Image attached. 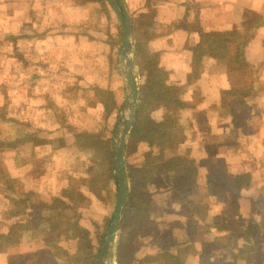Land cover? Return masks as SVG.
<instances>
[{"label": "crops", "instance_id": "obj_1", "mask_svg": "<svg viewBox=\"0 0 264 264\" xmlns=\"http://www.w3.org/2000/svg\"><path fill=\"white\" fill-rule=\"evenodd\" d=\"M66 2L69 1L0 0V127L12 130V136L0 134V240L3 237L6 242V246L0 244V264H10V256L21 257L23 264H74L67 260L75 256L72 230L67 228L63 238L55 236V243L50 244L49 222H41V217L64 213L57 205L51 208L52 201H64L65 183L70 176L76 180L80 176L79 171L67 173L68 169L65 173L64 162L70 160L73 168L76 161L83 166L94 158L88 152H74L79 158L75 160L66 153L69 136L79 130H94L92 125L85 124L84 128L73 125L74 131L69 132L64 111L73 112L66 104L70 96L67 88L76 84L81 98L80 108L73 110L77 121L78 113L85 114L89 109L86 97L93 96L94 88L105 89V78L109 81L108 89L115 82V75L125 88L118 70L120 23L108 1L110 19L100 10L91 11L83 1H74L72 12L83 15L81 23L71 25L74 32L69 28V15H64ZM127 2L137 56L140 41L150 53H160L159 65L168 73L167 83L178 86L192 105L185 133L196 169L195 186L188 196L176 195V203L172 196L179 188L169 190L165 199L157 201L158 214L152 226L159 230L174 227L171 240L176 245L175 238L181 242L190 227L189 220L195 219V238L204 236L206 240L210 236V243L204 240L199 245L204 247L202 252L210 253L206 264H213L216 252H212V244L220 239L234 235L238 247H242L244 231L249 227L256 228L259 239L264 238V0ZM228 32L236 33L234 43L218 57H206L200 75L192 76L194 50L201 35ZM64 37L74 40L64 45ZM170 54L173 60L164 66L161 59ZM111 57L116 61V73L110 71ZM238 60L248 67L241 68L236 64ZM138 62L141 82L139 56ZM49 86L54 87V92ZM234 89H239L237 96L223 94ZM96 110L100 111L94 107L92 112ZM245 111L248 117L240 121ZM218 174L235 185L232 189L238 191L236 197L227 192L238 213L227 205V215L220 214L224 210L220 207L222 202L210 188ZM197 193L205 194L207 203H196L193 197ZM169 196L174 209L165 202ZM17 200L24 203L18 205ZM57 208L62 210L54 212ZM79 224L84 227L82 220ZM185 243L188 244H179L176 250L192 247L187 263L193 264L194 259V264H199L202 252L197 249L198 244L193 246V239ZM220 251L223 264L234 262L231 259L238 253V249L230 247ZM253 264H264V260Z\"/></svg>", "mask_w": 264, "mask_h": 264}, {"label": "trees", "instance_id": "obj_2", "mask_svg": "<svg viewBox=\"0 0 264 264\" xmlns=\"http://www.w3.org/2000/svg\"><path fill=\"white\" fill-rule=\"evenodd\" d=\"M79 1H83L87 6H90L91 11L97 9L106 13V19L111 18L106 0ZM236 36V33L233 32L202 34L201 41L194 50L192 76L200 75L206 57H218L223 54L234 43ZM138 56L142 67V105L127 146V162L132 180V192L128 199L126 218L118 247V264H135L138 261L135 244L139 234L156 223L159 204L153 197L154 195H160L161 187L165 185L163 183L164 179L170 180L175 189L179 188L177 195L181 198L191 193L195 186L196 178L194 159L191 158V149L186 146L187 135L185 133L188 110L192 105L182 95L178 86H172L167 83L168 73L159 65L160 53H150L145 44L140 41L138 43ZM110 63L111 73L112 71L116 73V61L113 57L110 58ZM237 63L241 68L248 67L241 60L236 61ZM235 68L238 67L235 66ZM190 82H192L191 79ZM238 92L239 89H234L223 94L228 97H234L238 95ZM84 94L86 95V93ZM86 98L88 103L92 104L91 106L100 109L101 118H99L98 122L101 121V123L99 122L94 130L78 131L74 135L69 136L66 150L71 154L76 152L81 155L98 146L99 154L97 158H89L86 165L73 167L75 172H80V176L77 180L70 176L65 183L64 201L59 198L53 199V204L50 207L53 208L56 205L62 207L64 213L51 214L47 219L41 217L42 223L45 221L49 222L51 236L48 238V242L50 244L55 243L52 240L53 237L63 238L68 230H72L73 240H76L73 254L75 256L67 260L74 262V264H97L100 252V248L94 247L93 243L90 242L91 235L89 230L79 224L82 216L78 212L91 209L93 203L97 201L103 204L109 202L112 205L115 199L114 191H116L110 148L114 121L119 111L116 93L110 89L97 87L94 88L93 96ZM78 101L81 104V98H78ZM239 104H243L242 101ZM157 110L161 111V115L154 120L152 116ZM71 117L74 118L75 114H69L64 111V124L66 119L70 120ZM246 117H248L247 111L240 117V121H243ZM70 122L66 124L69 125ZM163 151H169L170 157L157 159L156 156ZM159 178L163 182L157 184L156 179ZM232 178L231 176L230 179ZM227 179L229 178L224 177V179H221L218 174L210 182V188L215 195L219 196L220 202H222L220 207L224 210L220 211V214L224 217L227 215V211H225L227 205H231L233 212L238 213L236 203L230 198L231 194L227 192H232L233 196L236 197L238 191L232 189L235 185L228 184ZM148 188H153V192L147 193L146 189ZM171 201V196H169L165 202H168V208L174 209L175 204L173 202L171 204ZM17 203L21 205L24 202L17 200ZM67 211L72 212V215H66ZM235 215L238 216L237 214ZM175 224L177 223L174 222ZM155 227L158 234V238L155 241L157 248L165 247L168 242L172 243L171 233L174 227H166L169 228L168 230H159L157 226ZM256 231V228L253 227L245 229V242L242 247H238L234 235H229L222 241L220 239L219 246L217 248L213 246L211 250L214 253L215 248L216 250L228 247L232 248V250L238 249V255H234L235 261L238 263L253 264L254 262L263 261L264 256L260 252L264 249V238L259 239L255 234ZM1 239L3 240H0V244L6 246L4 238L1 237ZM191 248L190 246H184L178 251H169L165 256V262L167 264H189L187 260L192 255ZM262 252L264 254V251ZM209 254L208 251L207 253L202 252L199 264H206L205 259ZM21 259V257H8L10 264H15L16 262L23 264ZM160 259L161 257L159 256L151 255L143 259L142 263L145 262L144 260L160 261ZM213 264L217 263L214 261Z\"/></svg>", "mask_w": 264, "mask_h": 264}, {"label": "rangeland", "instance_id": "obj_3", "mask_svg": "<svg viewBox=\"0 0 264 264\" xmlns=\"http://www.w3.org/2000/svg\"><path fill=\"white\" fill-rule=\"evenodd\" d=\"M69 2H66L64 4V15H69V28H70V31H75V29L73 27H71V25H76V24H79L81 23L82 19H83V15L81 14H78L77 11L76 13L74 14L72 12V3H74V1L76 0H68ZM74 39L73 38H67V37H64V45L68 44L70 41H73ZM173 60V55H163L161 61H162V64L165 66L166 63L168 62H172ZM172 64V63H171ZM173 67H174V63L172 64ZM71 67V66H69ZM138 75L141 73V70H138ZM115 79L118 80L112 84V86H110L109 88L111 90H113L115 93H116V101H117V104L119 105V111H120V108L122 106V103L125 99V88H124V83L120 80V77H118V75H115ZM108 79L105 78L104 82H103V87L105 89H108V83L109 81H107ZM113 82V81H112ZM53 84V83H52ZM51 86V85H50ZM48 87V89H50L51 87ZM53 86L55 87V85L53 84ZM52 86L51 90L54 92V87ZM68 93L67 94H70V96H67V99H66V104H67V107L68 109L73 112L75 114V111H73L76 107H79L80 108V101L77 102V98L79 97L78 96V92H77V88H76V84L72 85V86H68L67 88ZM80 98V97H79ZM79 105V106H78ZM85 105L87 107H89V109L87 108V112L84 113H81L79 112L78 113V118L79 120L77 121V117H76V114H75V117L72 118L70 120H72L70 122V120L66 119V123L70 122V129L71 131L69 132H73L74 131V127L73 125H78L80 126V128H84L85 127V124L86 125H92L94 127V129L97 127V125L99 124V122L101 123V121L98 122L99 118H101L100 116V111H95V112H92L93 108H91L92 104L88 103V102H85ZM91 106V107H90ZM118 111V113H119ZM117 113V115H118ZM161 115V111L160 110H157L154 114H153V119L156 120L159 116ZM65 116L67 117V115L65 114ZM116 119H117V116H116ZM116 119L114 121V125H115V122H116ZM84 120V124L82 123V121ZM74 122H76V124H73ZM91 126V128H92ZM1 129V127H0ZM93 130V129H91ZM90 130V131H91ZM114 130V128H113ZM79 131H82V130H79ZM83 131H89V130H83ZM12 130H9V129H1L0 130V134L1 135H11ZM14 132V131H13ZM113 133V132H112ZM16 134V131L14 132L13 135ZM5 137V136H3ZM112 137V136H111ZM66 141V140H64ZM68 143V142H67ZM65 144V142H64ZM110 148H111V140H110ZM112 152V151H111ZM67 155H72L74 156V159L75 160H79V158H76L75 157V154H71L68 150L66 151ZM88 153H90V156L94 157V158H97L98 154H99V148L98 146L94 147V149L90 150ZM170 153L169 151H163V152H160L156 157L157 159H166L168 157H170ZM140 156V154H139ZM78 162L79 161H76L73 163L74 166H77L78 165ZM64 171L65 173L67 172V170L69 169V172L67 173H74V169L71 168L70 166V160H67V162H64ZM76 164V165H75ZM72 169V170H71ZM77 169V168H76ZM71 170V172H70ZM114 173V171H113ZM163 180L160 178L159 179H156V183L159 184V183H162ZM165 185H163V187H161V190H160V195H157L155 196L154 195V199L157 200V201H162L163 199H165V194L169 193V190H178V188H174L173 184L171 183L170 180L168 179H164V182ZM166 188V190L164 191L163 189ZM117 189V187H116ZM176 190V191H177ZM167 191V192H166ZM115 192V199L113 200V204L110 205L109 202H107L106 204H103L101 202H95L93 203V206L91 209L89 210H85V211H79L78 214H80L82 217H81V220L83 221V226L88 228L89 232H90V242H92L93 246L94 247H102L104 242H105V236H106V233H107V230L109 228V225L111 223V220H112V217H113V213H114V209H115V202H116V191ZM131 192H132V188H131ZM146 192L147 193H152L153 192V188H148L146 189ZM131 195V193H130ZM171 195V194H169ZM177 192L176 194H174L173 197V202L176 203L177 201ZM38 196V195H37ZM130 197V196H129ZM206 195L203 194V193H197L193 198L195 200L196 203L202 205L203 203H207V200H206ZM112 199V198H111ZM172 199V198H171ZM41 201L39 196L37 197V202ZM57 211H54V212H58L60 211L61 209L57 208L56 209ZM62 213V212H60ZM70 214L72 215V212H70ZM51 215V214H50ZM205 215L202 214L201 215V218H204ZM202 220V219H201ZM202 222V221H201ZM189 224H190V227L189 228H186V233L183 237H181V242H178L177 241V237L175 238V244H172L171 242H168L167 245L163 248H157L156 246V240H157V230H156V227L154 226H151V227H147L144 231H142L140 234H139V238L138 240L136 241V249H137V262H135V264H167L165 262V256L167 255V253H169V251H175L177 249V246L179 244L182 245H186L188 243H185L187 242V240L189 239H193V246L197 245L198 244V248L197 249H201V252L203 251L204 247L201 246L202 243L199 245V243L201 241H204L205 240V237L204 236H197L196 237V233H197V228H195V225L197 226L198 224V221H196L195 219L192 220L190 219L189 220ZM191 228L193 229H196L195 231H192ZM41 232L44 233V230L41 229ZM215 233V232H214ZM210 236H207L206 237V240L208 241V243H210ZM121 239V237H120ZM205 240V241H206ZM119 244H120V241H119ZM213 246H215L216 248L219 246V243H213L212 244ZM156 246V247H155ZM209 246V245H208ZM119 247V245H118ZM196 248V247H195ZM215 248V258H214V261L215 263L217 264H221L222 263V257H221V249L219 248L218 250H216ZM208 250V249H207ZM213 252V251H212ZM214 252V253H215ZM118 254V253H117ZM151 255H156V256H159L161 257L160 261H154V260H144L145 262L142 263L143 259H145L147 256H151ZM231 260H234V262H232L231 264H235V259H231ZM196 261H194V259L192 260V263L194 264Z\"/></svg>", "mask_w": 264, "mask_h": 264}, {"label": "water", "instance_id": "obj_4", "mask_svg": "<svg viewBox=\"0 0 264 264\" xmlns=\"http://www.w3.org/2000/svg\"><path fill=\"white\" fill-rule=\"evenodd\" d=\"M120 23L118 70L125 80V99L114 125L111 151L117 185L113 217L99 254V264H117L118 245L123 232L132 183L127 166V144L142 103L139 62L133 20L127 0H107Z\"/></svg>", "mask_w": 264, "mask_h": 264}]
</instances>
